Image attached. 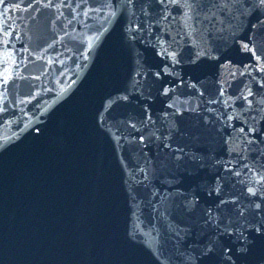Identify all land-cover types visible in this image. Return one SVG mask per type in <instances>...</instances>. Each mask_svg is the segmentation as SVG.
I'll use <instances>...</instances> for the list:
<instances>
[{
    "label": "water",
    "instance_id": "obj_1",
    "mask_svg": "<svg viewBox=\"0 0 264 264\" xmlns=\"http://www.w3.org/2000/svg\"><path fill=\"white\" fill-rule=\"evenodd\" d=\"M27 2L0 0V264H264V73L233 42L264 6Z\"/></svg>",
    "mask_w": 264,
    "mask_h": 264
},
{
    "label": "snow or ice",
    "instance_id": "obj_2",
    "mask_svg": "<svg viewBox=\"0 0 264 264\" xmlns=\"http://www.w3.org/2000/svg\"><path fill=\"white\" fill-rule=\"evenodd\" d=\"M7 2V0H6ZM85 0H78V4L77 6H79L80 4L84 3ZM159 5H166V4H177V3H182L183 5L187 6V11H192V4H194L196 2V0H157ZM240 0H219V4L221 5V15H223V12L228 10L230 5L239 3ZM128 3L131 4L132 0H128ZM72 5V0H68V3L65 4L64 0H59V5L54 4L52 2V0H30V2H27L23 5V10L27 11L29 9H33L35 6V12L39 13L41 11V7H48V8H55L58 6H62V7H71ZM258 6H264V0H258ZM21 6L17 5V8L19 9ZM6 11H11V7H7ZM115 14V13H113ZM85 15H87V11L85 12ZM0 16H3V13H0ZM215 15L213 16V19H215ZM221 24H223V20L219 21ZM6 23V22H5ZM137 27H139V25H137ZM7 31V34L9 36H11L13 34V32L11 31L10 28H5L0 26V34H2L3 32ZM219 31V29H218ZM18 35V34H17ZM208 38L211 40L213 39L212 37V33L209 32L208 34ZM0 42L4 43L5 45H7L8 41H3L0 40ZM233 42L237 45V50L241 53V54H248L249 55V63L247 64H243L241 65L246 71H248L249 73L252 70H255L258 74L259 73H264V20H260L258 19L257 22L255 24H252L249 26V28L245 29L243 31V34H241L239 37H234ZM205 55L207 53H204ZM171 56L175 57L177 54L175 52L170 53ZM225 64L230 65L235 67V65H233V61L231 59L226 60ZM221 67H223V65H221ZM157 76L160 75V73H156ZM232 76L233 79L236 78L235 72L230 74ZM241 75H244V73H241ZM8 82V78L5 77L3 80H0V84H7ZM226 83V82H225ZM259 83L264 86V78H261L259 80ZM230 87V86H229ZM163 93L165 95H167L170 92V89L168 87H164L162 89ZM244 92H246V95H237L236 99L245 101L248 105H249V109L248 110H252L251 109V105L253 104L252 100H249L248 97H254L256 95H258V93H254L253 91H251V89H249L246 85L244 87ZM219 94L221 96L226 95V89L224 87H220L219 88ZM201 95H203V93H201ZM229 99H232L231 96H229ZM171 103V101H170ZM260 103H264V100H261ZM225 106L228 107V103L227 101H225ZM165 115H167V113H165ZM228 119H232L231 116L228 117ZM245 125H247V121L244 122ZM256 129L253 127H249L248 131L249 132H254ZM245 132V128L241 127L239 129V133L243 134ZM139 139L141 141L145 140V136L141 135L139 136ZM252 142V139L249 138L247 144L245 145L246 147L248 145H250ZM225 168H227L229 165L226 163ZM247 169V172H250L252 174V176L255 177L254 180H249L248 183L254 186H249L247 187V192L249 194H251V197L255 198L257 195H261L264 196V166L260 167L259 171L257 170L256 167H252L249 168L247 165L244 166ZM241 173L240 172H236L235 175L239 176ZM245 175H247V173H245ZM217 179H220L219 177H217ZM217 191H220V187L218 186ZM232 201L236 200V197H232L231 198ZM230 201L225 199V200H221L220 203L221 204H228ZM264 203V202H262ZM262 203H256L255 204V208L257 210H260L262 208ZM209 212H211V209L208 210ZM241 216L243 215V210H240L239 213ZM228 231H233V229L229 228ZM256 232L261 233V237H264V224H262L260 227H257L255 229ZM244 251H247V249L245 248ZM206 255L209 257L210 261H211V249L209 250L208 253H206Z\"/></svg>",
    "mask_w": 264,
    "mask_h": 264
}]
</instances>
